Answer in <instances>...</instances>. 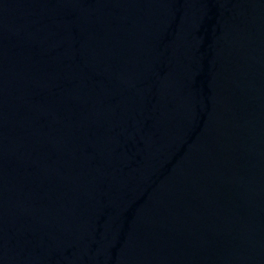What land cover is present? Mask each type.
Segmentation results:
<instances>
[{
	"label": "water",
	"instance_id": "95a60500",
	"mask_svg": "<svg viewBox=\"0 0 264 264\" xmlns=\"http://www.w3.org/2000/svg\"><path fill=\"white\" fill-rule=\"evenodd\" d=\"M0 264H264V0H0Z\"/></svg>",
	"mask_w": 264,
	"mask_h": 264
}]
</instances>
